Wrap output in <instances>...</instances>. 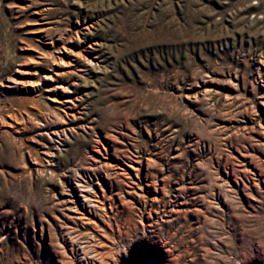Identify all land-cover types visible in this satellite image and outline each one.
Listing matches in <instances>:
<instances>
[{
	"label": "rangeland",
	"instance_id": "rangeland-1",
	"mask_svg": "<svg viewBox=\"0 0 264 264\" xmlns=\"http://www.w3.org/2000/svg\"><path fill=\"white\" fill-rule=\"evenodd\" d=\"M137 242L264 262V0H0V264Z\"/></svg>",
	"mask_w": 264,
	"mask_h": 264
},
{
	"label": "water",
	"instance_id": "water-1",
	"mask_svg": "<svg viewBox=\"0 0 264 264\" xmlns=\"http://www.w3.org/2000/svg\"><path fill=\"white\" fill-rule=\"evenodd\" d=\"M118 264H164V254L162 250L150 246L146 242L135 243L129 251L128 256L121 257ZM252 264H264L255 261Z\"/></svg>",
	"mask_w": 264,
	"mask_h": 264
},
{
	"label": "bare ground",
	"instance_id": "bare-ground-1",
	"mask_svg": "<svg viewBox=\"0 0 264 264\" xmlns=\"http://www.w3.org/2000/svg\"><path fill=\"white\" fill-rule=\"evenodd\" d=\"M124 252L126 253V251H124ZM125 253H124V254H125ZM167 262H168V264H171V263H172V262L170 263V260H169V259L167 260Z\"/></svg>",
	"mask_w": 264,
	"mask_h": 264
}]
</instances>
